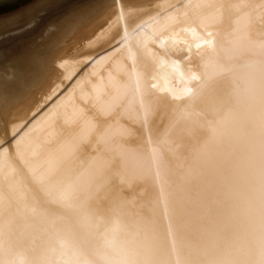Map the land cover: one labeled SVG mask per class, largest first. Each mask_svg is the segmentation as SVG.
<instances>
[{
  "label": "bare ground",
  "instance_id": "6f19581e",
  "mask_svg": "<svg viewBox=\"0 0 264 264\" xmlns=\"http://www.w3.org/2000/svg\"><path fill=\"white\" fill-rule=\"evenodd\" d=\"M53 26L0 53V264H264V0H86Z\"/></svg>",
  "mask_w": 264,
  "mask_h": 264
},
{
  "label": "rangeland",
  "instance_id": "374dc122",
  "mask_svg": "<svg viewBox=\"0 0 264 264\" xmlns=\"http://www.w3.org/2000/svg\"><path fill=\"white\" fill-rule=\"evenodd\" d=\"M37 1L38 0H30L29 2L15 8L11 11H8L4 14H0V21H6L9 19L8 17L17 16L19 14V12H21L23 9L26 10L27 8L28 9L30 8L29 12L27 10V13H29L33 17L32 21L27 25L24 22H19L20 24L17 23L16 25L13 26V28L20 29V30H16V29L13 31L11 30L10 32H7V33L0 36V53L5 54V53L9 52V54H14V53L20 52V50L25 48V47L26 48L38 47L39 45H41L45 41V39L48 37V35L51 33V31L54 30V26H53L54 23L56 21H58L62 15L67 13L69 11L70 7L72 8L75 5H78L79 2L81 4L86 0H65V2L58 3V4L53 3V5H49L46 7H39L38 5H35L34 3ZM102 2H99L98 5H100ZM95 5L92 4L89 8L93 9L94 7L98 6V5H96V6ZM36 6H38L39 9L37 7V9L35 11H33V12L30 11L32 9L34 10L35 8H33V7H36ZM21 24H22V26H21ZM23 24H24V26H23ZM2 38H6V39L3 40ZM79 50H81L80 45H78V47L76 46V49L73 51L77 52ZM85 66H83V68L79 69L81 71V73L83 72L82 69H84ZM80 71L76 75H78L80 73ZM60 75H61V73H59L58 71L55 70V77L58 78ZM52 101L53 100H51V102ZM51 102L49 101L48 103H51ZM48 103H47V105H49ZM43 105H44L43 107L45 109L48 108V106L47 107L45 106L46 104H43ZM40 110H43V108ZM40 110H39V114L42 113V112H40ZM44 110H43V112H44ZM9 141H10V139L5 141L4 144L8 143Z\"/></svg>",
  "mask_w": 264,
  "mask_h": 264
},
{
  "label": "water",
  "instance_id": "95a60500",
  "mask_svg": "<svg viewBox=\"0 0 264 264\" xmlns=\"http://www.w3.org/2000/svg\"><path fill=\"white\" fill-rule=\"evenodd\" d=\"M29 1L30 0H0V14L11 11Z\"/></svg>",
  "mask_w": 264,
  "mask_h": 264
}]
</instances>
